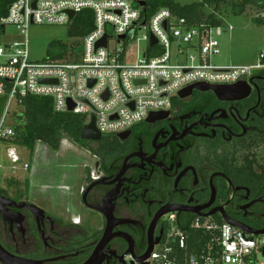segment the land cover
I'll use <instances>...</instances> for the list:
<instances>
[{
    "label": "built area",
    "instance_id": "1",
    "mask_svg": "<svg viewBox=\"0 0 264 264\" xmlns=\"http://www.w3.org/2000/svg\"><path fill=\"white\" fill-rule=\"evenodd\" d=\"M142 8L132 0H15L9 5L7 15L0 17L3 34L13 25L26 37L22 42H0V98L6 97L0 116V150L4 143L13 169L22 157L19 146L9 142L16 135L10 118L27 96L51 97L56 112L85 115L87 124L94 118L104 137L131 130L151 113L171 111L180 92L191 85L250 82L255 69H264V50L259 64L253 66L210 62L221 53L217 35L222 26L190 25L168 8H160L147 20ZM85 10L93 12L94 27L79 38L77 55L69 49L63 58L30 59L31 25L70 26ZM151 36L157 38L156 44H151ZM105 37L107 46H98ZM112 39L120 46L111 48ZM140 42L146 43L141 53ZM184 54L186 61L181 63L178 58ZM29 167L25 162L23 168ZM91 177H99L94 168ZM133 260L129 256L127 264H139ZM142 264H264V234L212 218L197 217L188 227L169 220L160 242Z\"/></svg>",
    "mask_w": 264,
    "mask_h": 264
},
{
    "label": "flooded vegetation",
    "instance_id": "2",
    "mask_svg": "<svg viewBox=\"0 0 264 264\" xmlns=\"http://www.w3.org/2000/svg\"><path fill=\"white\" fill-rule=\"evenodd\" d=\"M262 70L248 97L221 99L213 91L195 89L168 114L145 120L125 138L117 135L109 155H93L95 167H86L96 169L99 177L92 179L89 172L82 189L83 209L91 212L86 221L80 213L58 219L45 211L38 222L21 205L32 203L29 197L11 194L17 205L10 212L14 222L17 214L23 215L22 226L11 234L3 220L8 235L0 243L13 254L44 264H83L107 234L103 264H123L133 257L129 249L141 256L150 241L165 233L169 220L188 227L197 217H229L264 229Z\"/></svg>",
    "mask_w": 264,
    "mask_h": 264
},
{
    "label": "rangeland",
    "instance_id": "3",
    "mask_svg": "<svg viewBox=\"0 0 264 264\" xmlns=\"http://www.w3.org/2000/svg\"><path fill=\"white\" fill-rule=\"evenodd\" d=\"M182 5L200 2L201 0H175ZM236 0H230L220 9L224 19L222 26L223 32L217 35L220 41L221 53L211 57L210 62L217 66H228L231 64L253 66L259 64L260 53L264 50V24L256 22V18L260 15L259 10L248 7L244 14H234L232 3ZM207 11H211L208 9ZM68 25H31L28 31V50L30 59L33 61H42L48 57L49 44L53 40H61L70 46H77L72 52L77 55L81 51V41L79 38L70 37L68 34ZM141 33L139 34V36ZM26 37L16 29L15 26L9 25L6 27V34L2 35L1 43L5 44L13 41H25ZM111 48L119 47L120 45L115 39L110 41ZM146 46V43L140 42V53ZM186 47V46H185ZM175 51V47L173 48ZM186 54V52H185ZM180 55L178 61L185 63L186 56ZM176 60V58H174ZM132 61V59H130ZM181 99L179 97L176 101ZM10 120L18 125L24 123V119L20 118L18 113L20 108H14ZM14 114V115H13ZM1 145L0 164V189H8L10 194L17 197L21 195L26 199L24 181L32 178L34 182V192L41 196H48L46 186H50L49 192L59 191L62 188V196H69L71 200L62 202V212H66L65 204L70 202L72 208L75 207L77 214H82L86 219L90 216L88 210L83 209L81 202V193L86 185V177L93 168H87L86 165L95 167L94 154L86 147L74 142L68 137L62 139V153H56L52 148L43 143H37L31 153L26 147H21L20 156L21 162L12 168V164L6 158L4 151L5 147ZM28 162L33 165V173L24 170L23 165ZM90 169V170H89ZM18 181L17 186L8 188V180ZM38 185V188L36 187ZM19 198V197H17ZM30 202L38 206L50 214H57L60 208V203L49 200H35L29 196ZM61 209V208H60ZM70 215V214H69ZM88 230L92 229L88 227Z\"/></svg>",
    "mask_w": 264,
    "mask_h": 264
},
{
    "label": "trees",
    "instance_id": "4",
    "mask_svg": "<svg viewBox=\"0 0 264 264\" xmlns=\"http://www.w3.org/2000/svg\"><path fill=\"white\" fill-rule=\"evenodd\" d=\"M15 0H0V17L8 13L9 5ZM135 6H140L142 1L146 2L143 6V16L149 20L151 16L160 8L170 9L176 16L184 17L190 25H206V26H223L224 19L221 14V7L230 0H201L187 5H182L175 0H132ZM248 7L259 10L260 15L256 18V22L264 24V0H236L232 3L234 14H244ZM211 9V11H207ZM94 27L93 12L85 10L77 14L73 23L69 26L68 34L70 37L81 38L89 33ZM4 26L0 24V42L4 32ZM76 45H68L61 40H53L49 44V58H63L69 49L74 50ZM264 74V69L262 70ZM263 101H264V78L260 82ZM180 100V99H179ZM178 100V101H179ZM20 118L24 119V123L16 125V135L9 140L20 147H26L33 153L36 143L42 141L48 144L54 150H58L63 137H68L74 142L86 147L94 155L105 157L109 155L110 147L115 143L117 135L104 136L98 147L93 148L88 141L81 139V130L87 124L85 115L75 114L73 112H56L53 106V99L44 96H27L22 103L21 112L18 113ZM264 121V119H263ZM137 127V125L135 126ZM133 127V128H135ZM132 128V129H133ZM264 142V123L262 132L260 133ZM90 179V174L88 176ZM18 181L8 180V188L17 186ZM25 193L28 197L30 182L29 179L24 181ZM8 189L1 188L0 196L10 198ZM23 198L21 195L17 196ZM217 222L223 223V220L217 219ZM188 226V225H187ZM186 227V226H185ZM6 225L0 216V241L8 235ZM145 252L143 250L141 255Z\"/></svg>",
    "mask_w": 264,
    "mask_h": 264
},
{
    "label": "water",
    "instance_id": "5",
    "mask_svg": "<svg viewBox=\"0 0 264 264\" xmlns=\"http://www.w3.org/2000/svg\"><path fill=\"white\" fill-rule=\"evenodd\" d=\"M139 5L143 7L146 5V2L142 1L139 3ZM74 15H75L74 12L70 13L71 18H73ZM122 38H124V36ZM107 40H108L107 37H105L98 44V46L106 47L107 46ZM157 42H158L157 38L155 36H151V44L153 45V44H156ZM260 72H261V69H255L253 71L254 77L250 80V82L240 81V82H238L236 84H232V85H211V84H205V83H197V84H194V85H191V86L185 88L184 90H182L180 92L179 95L181 98H186V97L190 96L195 89H197L200 91H213L221 99H230V98L243 99V98H246L249 96L250 90L252 89V83L255 80V76L257 74H259ZM226 92H233V93L241 92V95L233 96V97H225L222 94L226 93ZM5 101H6V97L0 98V116H1V113L3 111ZM69 109L72 110L73 106L71 105ZM168 113H169L168 111L151 113V115L149 116V118L147 120H150L152 117H154L156 115L168 114ZM128 133H129V131H126V132L118 134V136L120 138H125V136ZM80 135H81V139L84 141L99 142L103 138L101 133L96 128L94 118L92 119L91 123L84 126V128L81 130ZM95 184H97V182L93 183L88 188V190L84 196V201H86V196H87L88 192L93 188V186ZM13 205H17L15 200H13L9 197L0 196V215L2 216L3 220L8 223V225L10 227L11 234H13L15 226L21 228L22 219H23V215L19 213V214H17V216L18 217L20 216V218H17L18 219L17 222H14L13 217H12V213L10 212V207ZM21 205L26 206L28 208V210L36 217L38 222H40L46 215V213L43 209L39 208L38 206H36L32 203L23 202ZM224 219L226 222H228V223H230L236 227H239V228H241L247 232H251V233H255V234H264V229L255 230V229L248 228V227L242 225L241 223H238V222L230 219L229 217H225ZM109 231L110 230H107V232H109ZM162 235H163V231H162L161 235L154 240V242H152V241L149 242L145 253L139 257L136 256L131 249H129L127 251V253L132 254L134 257V260L132 261V263L136 262V263L142 264L143 261L150 256V254L152 253V251L154 249V246L160 242ZM106 240H107V234L104 235V238L97 245L94 253L83 264H103L104 263L105 257L103 255V248L105 247ZM0 261L2 262V264H44L40 260L23 258V257H20L16 254H13V253L9 252L1 243H0ZM123 264H127V263L123 262Z\"/></svg>",
    "mask_w": 264,
    "mask_h": 264
},
{
    "label": "crops",
    "instance_id": "6",
    "mask_svg": "<svg viewBox=\"0 0 264 264\" xmlns=\"http://www.w3.org/2000/svg\"><path fill=\"white\" fill-rule=\"evenodd\" d=\"M231 65H236V64H231ZM37 143H43V144L47 145L48 147H50L48 144H46V143H44L42 141H38ZM61 147H62V140H61L60 148L58 150H54L52 148V150H54L56 153H62L61 152L62 151V148ZM20 149H21V147L19 146V149H18L19 153H21L20 152ZM4 154H5V151H4ZM28 171L30 173H33L34 172L32 163H31ZM29 182H30V187H29L28 197L30 196L32 199H35V200H43V199H45V200L53 201L52 203H54V202L60 203V205H61L60 208L61 209L59 208V211L57 212V214H53L52 213V215L55 216V217H57L58 219H62V217L66 218V219H71L69 214H72L73 213L72 212L73 211L72 210L73 208H72V205L70 204V202H68L64 206L65 208L67 207L66 212H64V211L62 212V202H64L65 200H71V198L69 199V197H70L71 194L69 196L68 195L67 196H62V188L59 191L49 192V190H51V188H50V186H46V188L49 189L48 190V196L47 197H45V196L43 197L38 192L37 193L34 192L35 186H34V182H33L32 178L29 179ZM36 187L38 188V185H36ZM75 215H73V216H75ZM75 217H78V216L76 215Z\"/></svg>",
    "mask_w": 264,
    "mask_h": 264
}]
</instances>
